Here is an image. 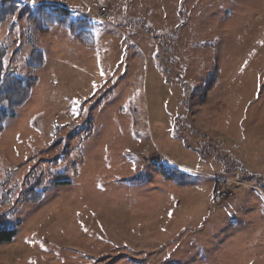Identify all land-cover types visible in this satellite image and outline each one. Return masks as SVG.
<instances>
[{"label":"rangeland","instance_id":"rangeland-1","mask_svg":"<svg viewBox=\"0 0 264 264\" xmlns=\"http://www.w3.org/2000/svg\"><path fill=\"white\" fill-rule=\"evenodd\" d=\"M18 1L95 44L0 28L6 72L38 81L0 134V264H264V0Z\"/></svg>","mask_w":264,"mask_h":264},{"label":"trees","instance_id":"trees-1","mask_svg":"<svg viewBox=\"0 0 264 264\" xmlns=\"http://www.w3.org/2000/svg\"><path fill=\"white\" fill-rule=\"evenodd\" d=\"M71 12L58 5L37 4L28 5L18 0H0V28L8 20L27 19L40 33L48 32L50 27L68 26L71 35L76 36L80 43L86 47H93L95 39L88 30L85 20L70 21ZM13 25H11V28ZM7 48L0 44V134L3 131V124L11 116L9 111L22 107L30 98V95L37 85L36 79L23 81L22 79L6 72L4 59ZM44 57L40 51H34L26 61V65L31 70L42 67ZM209 145H205V148ZM230 157V156H229ZM228 168V167H227ZM229 169V168H228ZM227 170V169H226ZM159 172L164 176L165 171L159 168ZM166 176V175H165ZM167 178L169 176H166ZM43 197L41 192H27L22 198L25 203H38ZM1 221V220H0ZM16 235L14 230L0 229V244L9 243Z\"/></svg>","mask_w":264,"mask_h":264},{"label":"built area","instance_id":"built-area-1","mask_svg":"<svg viewBox=\"0 0 264 264\" xmlns=\"http://www.w3.org/2000/svg\"><path fill=\"white\" fill-rule=\"evenodd\" d=\"M93 14L96 19L102 22H106L109 19L108 10L105 6L94 7L92 9ZM153 162V160H151ZM231 180L218 179L216 187L214 189V202L217 204H222L229 202L233 197V190L230 188ZM236 184V183H235Z\"/></svg>","mask_w":264,"mask_h":264},{"label":"snow or ice","instance_id":"snow-or-ice-1","mask_svg":"<svg viewBox=\"0 0 264 264\" xmlns=\"http://www.w3.org/2000/svg\"><path fill=\"white\" fill-rule=\"evenodd\" d=\"M36 0H32V3L35 4ZM101 75H103V72H101ZM93 87H95V84H93ZM171 215V213H169Z\"/></svg>","mask_w":264,"mask_h":264},{"label":"crops","instance_id":"crops-1","mask_svg":"<svg viewBox=\"0 0 264 264\" xmlns=\"http://www.w3.org/2000/svg\"><path fill=\"white\" fill-rule=\"evenodd\" d=\"M176 166H177L178 168H181V165H180V164H177Z\"/></svg>","mask_w":264,"mask_h":264}]
</instances>
